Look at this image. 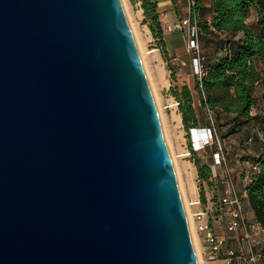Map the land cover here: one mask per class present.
Returning a JSON list of instances; mask_svg holds the SVG:
<instances>
[{
  "label": "water",
  "instance_id": "1",
  "mask_svg": "<svg viewBox=\"0 0 264 264\" xmlns=\"http://www.w3.org/2000/svg\"><path fill=\"white\" fill-rule=\"evenodd\" d=\"M0 264H199L123 0H0Z\"/></svg>",
  "mask_w": 264,
  "mask_h": 264
},
{
  "label": "trees",
  "instance_id": "2",
  "mask_svg": "<svg viewBox=\"0 0 264 264\" xmlns=\"http://www.w3.org/2000/svg\"><path fill=\"white\" fill-rule=\"evenodd\" d=\"M141 2L145 11L146 23L158 41V48L168 60L169 52L164 40L165 28L159 12V3L155 0H137ZM192 8L193 21H197L201 30L209 32L211 28L219 33H228L242 38L227 39L224 44H232L227 53L220 57H204L203 75L198 76L197 92L200 96L202 108L216 119L221 127H227L229 135L242 134L247 126L255 123L257 135L262 136L264 142V0H212L213 18L211 24L199 21L197 13L204 9L203 0H195ZM257 9L258 20L256 26L248 23L252 10ZM233 41V42H232ZM222 45V44H221ZM224 48V47H223ZM172 79L177 80V74L172 66ZM262 88V112L252 114L256 105V90ZM173 95L179 102V109L183 116V123L189 135L195 128L201 127L199 112L195 106L193 91L189 86L173 87ZM224 116L227 117L224 121ZM212 123H210L211 126ZM215 130H218L214 122ZM251 134V132H249ZM254 140V136L249 137ZM212 148L217 151V145ZM193 161L198 170L200 180H210L213 168L204 164L199 154L193 151ZM252 165L257 170H251V182L246 186L245 207L253 211L255 221L264 229V148L259 156L250 157ZM248 158V159H250ZM223 192V191H222ZM222 195V194H221ZM221 197V196H220ZM220 199V198H219ZM202 202H207L204 189L201 190ZM264 255V248L262 250Z\"/></svg>",
  "mask_w": 264,
  "mask_h": 264
},
{
  "label": "rangeland",
  "instance_id": "3",
  "mask_svg": "<svg viewBox=\"0 0 264 264\" xmlns=\"http://www.w3.org/2000/svg\"><path fill=\"white\" fill-rule=\"evenodd\" d=\"M123 3L156 100L168 148L175 166L179 187L188 211L190 227L199 259V264H203L201 246L197 236L196 222L192 217L193 212L191 210L189 196L197 190L200 191L201 196V190L203 188L207 198H209L206 203L211 202V204H214V202H219V198L223 191L221 176L223 175V169L214 164L213 155L216 152L215 148L211 147L203 151H198L197 153L199 154L203 163L210 164L213 168V175L209 181L200 180L198 170L193 161V155L190 151L193 137L191 133L189 135L184 126L183 116L179 109V102L176 100L172 92V88L178 86L174 85V82L177 80L174 81L172 79V70L170 69V66L174 68L177 75L182 72L190 74L194 71L195 73V56L193 53L188 51L187 47L189 25H186L183 28L185 35V42L183 46L185 48L183 49V52L177 56L169 52L168 60L164 58L162 53L164 58L163 62L160 57L156 58V56H154V54L151 52L154 48H158V45H155V43L158 44V41L154 40L151 35L152 31L149 27V24L145 21V11L142 8V4H140L137 0H123ZM173 4L176 12L174 13V17L178 19L177 21L182 22L193 19L188 0H174ZM257 20L258 11L254 8L248 23L250 25L256 26ZM226 38L228 40H235L239 37H236V35H227L225 37L224 34L219 33L210 35L209 33L207 34L205 30H201L200 41L203 56L209 60L210 56L216 55L219 52V49H223V42H225ZM176 57H178V59H175ZM199 115L201 127H206L212 123L211 115L208 111L201 108ZM223 119L226 121L227 117L224 116ZM214 122L218 130V136L224 149L228 165L230 168H232L233 174L236 177L238 183L239 175L241 177L243 176L241 172L244 173L246 169H249L248 164L240 167L244 161L250 158V156L247 155L249 150L253 151L257 147L259 149L264 148V142L261 139L262 136L257 135L254 128H252V131H249L252 132L251 134L244 132L243 134L239 135H229L227 132V127L219 126L215 118ZM250 136H254L253 141H250ZM238 186L241 188L239 183ZM214 213H216V211L212 212V214ZM230 240L232 241V239ZM240 247L241 246L238 243L232 244V249L235 250V255L239 253Z\"/></svg>",
  "mask_w": 264,
  "mask_h": 264
},
{
  "label": "built area",
  "instance_id": "4",
  "mask_svg": "<svg viewBox=\"0 0 264 264\" xmlns=\"http://www.w3.org/2000/svg\"><path fill=\"white\" fill-rule=\"evenodd\" d=\"M155 1L159 2L164 0ZM139 3L141 4V2ZM189 6L191 9L195 7L196 1L189 0ZM186 25H189L187 40L188 51L194 54L195 74L201 77L204 71V56L200 41L201 28L198 22L196 20L193 21V19L182 21L176 26L177 28L183 29ZM211 119V126L199 127L191 131L193 137L192 149L198 152L209 149L215 144L217 145V151L214 153L213 159L214 164L223 169V175H221L223 192L219 202H214L211 208H203L192 213V217L198 223L197 229L203 234L205 243L211 249V259L216 260L221 258L223 250H225L223 256L224 264H264V255L262 251L258 250L255 241L254 230L256 225L249 220L246 214V189L242 191L239 188L233 170L228 165L224 149L215 130L212 116ZM252 169L257 170V166L251 165L250 171ZM250 171L246 174V186L252 180ZM199 203L201 204V201ZM214 211L216 213L212 214ZM217 224L224 227L227 237L219 234ZM229 239H232V241L230 240L232 244L238 243L241 246L237 255H235V250L232 249V246L227 244V240Z\"/></svg>",
  "mask_w": 264,
  "mask_h": 264
},
{
  "label": "crops",
  "instance_id": "5",
  "mask_svg": "<svg viewBox=\"0 0 264 264\" xmlns=\"http://www.w3.org/2000/svg\"><path fill=\"white\" fill-rule=\"evenodd\" d=\"M174 0H164V1H159V12L161 14V20L163 23V27L165 28V34H164V40L166 42V46H167V50L168 52L177 55H180L181 52H183V49L185 47L184 46V42H185V35H184V30L177 28V24L180 23V21H177L178 19H176V17H174V13L175 9H174V4H173ZM189 3V0H188ZM203 4H204V9L199 10V12L197 13L198 15V20L201 22H207L208 24H211L212 22V18H213V11H212V0H203ZM192 12V9H191ZM192 15V14H191ZM151 32V31H150ZM214 34V33H219L216 30H214L213 28H211L209 30V32H207V34ZM219 34H224V36L226 37L227 35H229L228 33H219ZM151 35L153 37L154 40H156V38L154 37L153 33L151 32ZM240 35V36H239ZM238 37L242 38V34H239ZM231 36V35H230ZM227 40V38H226ZM233 42V41H232ZM234 43V42H233ZM233 43L232 44H224V48L223 49H219V52L214 55V56H210V57H220L223 54L227 53V47H229L230 49L233 47ZM155 45H157L155 43ZM154 56H156V58H161L162 61L164 62V58L162 56V52L159 48H154L151 51ZM175 59H178V57H176ZM199 78L198 76L194 73H180L177 75V81L174 82L175 86H178L179 88H182L183 86H189L191 88V90L193 91L194 94V99H195V106L197 108V111L199 112L200 109L202 108L201 105V101H200V96L199 93L197 92L196 86H197V82H198ZM256 96H257V102L256 105L253 107L252 109V114L253 115H257L260 114L262 112V107H263V101H262V88L258 87L256 90ZM252 128H254V130L257 128L255 123L250 124L249 126H247L245 128L244 132L249 133V131H252ZM242 133V134H243ZM252 133V132H251ZM263 149H259L258 147L253 150L250 151L247 154L250 157H255V156H259L262 153ZM248 164L249 165V169L243 173H242V177L239 175L238 177V183L239 185H241V190L243 191L246 187V174L250 171L251 169V165H252V161L251 158L247 159L246 161H244L240 167H242L243 165ZM190 202H191V210L192 212H197L203 208H211L212 204L210 203H203L201 200V196H200V191H196L193 192L192 194H190L189 196ZM209 198H207L208 200ZM199 201H201V204L199 203ZM194 203V204H193ZM246 214L248 215L249 220L256 225V228L254 230V236H255V241L257 244V248L258 250L262 251L264 248V230L262 229V227L255 221V216L253 211L247 206V212ZM196 222V221H195ZM198 227V223L196 222V229ZM217 230L219 232V234L221 236L227 237V233L224 229L223 226H220L219 224H217ZM197 236H198V240L201 246V253H202V259H203V264H224V251L222 253V257L216 260H213L210 258V247L205 243L204 241V237L203 234L200 233L197 229ZM227 244L232 246V242L229 240H227Z\"/></svg>",
  "mask_w": 264,
  "mask_h": 264
},
{
  "label": "bare ground",
  "instance_id": "6",
  "mask_svg": "<svg viewBox=\"0 0 264 264\" xmlns=\"http://www.w3.org/2000/svg\"><path fill=\"white\" fill-rule=\"evenodd\" d=\"M188 217H189V215H188Z\"/></svg>",
  "mask_w": 264,
  "mask_h": 264
}]
</instances>
